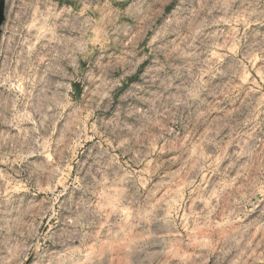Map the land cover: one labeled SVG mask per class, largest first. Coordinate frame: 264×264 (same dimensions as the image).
I'll return each instance as SVG.
<instances>
[{
    "label": "clouds",
    "instance_id": "obj_1",
    "mask_svg": "<svg viewBox=\"0 0 264 264\" xmlns=\"http://www.w3.org/2000/svg\"><path fill=\"white\" fill-rule=\"evenodd\" d=\"M0 264H264V0H0Z\"/></svg>",
    "mask_w": 264,
    "mask_h": 264
}]
</instances>
